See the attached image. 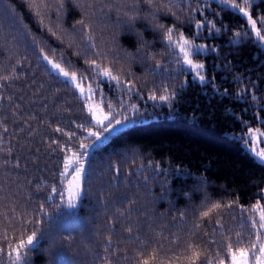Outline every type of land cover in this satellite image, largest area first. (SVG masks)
I'll return each instance as SVG.
<instances>
[{
	"label": "trees",
	"instance_id": "trees-1",
	"mask_svg": "<svg viewBox=\"0 0 264 264\" xmlns=\"http://www.w3.org/2000/svg\"><path fill=\"white\" fill-rule=\"evenodd\" d=\"M0 3L10 9L8 14L0 7V75L9 74L15 67L20 76L19 80L0 89L5 97L13 98L12 102H0V133L5 137L0 150H11L10 155L0 151V157L9 160L8 166L0 169V244L4 243L5 232L9 237L16 234L13 229L19 225L17 217H24L26 213L28 219L34 215L44 216L37 208L39 203H44L48 216L44 217L37 250L30 253L33 264H100L97 257L103 254L109 235L115 247L126 249L129 259H122L121 264H136L131 257L142 250L141 242L146 245L149 237H155L157 264L161 261L167 264L165 254L167 257L178 255L180 259H174L173 264H184V257L190 254L185 251L186 243L197 240L199 250L218 249L227 260L226 249L220 241L227 235L234 242L236 232L248 235L251 231L246 220L241 222L238 208L224 210L221 228L214 219L212 223L209 218L194 219L195 214L188 210L187 201L182 197L169 195V199L176 202L174 206L159 197L165 180L178 191L182 186L186 190L192 188L203 176L211 202L236 200L247 207L245 216L251 214V205L257 200L264 205V163L248 146L238 142V137L244 136L249 127L264 131V45L254 36H242V46L230 43L235 31H251L246 18L237 10L220 4L219 0H173L175 6L170 7L180 17L177 21L166 12L159 13V23L171 26L175 22L188 39L216 46L218 51H206L194 57L205 63L207 83L214 77L215 87L193 79L182 63L183 55L167 44L162 33L154 36L151 31L140 29L151 44L146 51L154 55L155 60L141 61L136 56L125 65V73H130L136 91L112 92L106 81L103 89L114 101L117 96H123L125 110L131 111L134 105L138 114H131V122L121 130V135L110 138L100 151L93 152L88 171L90 188L78 207L69 210L58 197L45 199L54 183L61 187L56 173L63 155L48 145L53 139L67 141L66 136L52 130L57 125L79 135L80 130L73 121L80 123L86 112L77 91L62 78L49 73L46 63L38 56L33 38L53 59L63 54L71 60L72 65H64L69 71L85 72L87 66L82 63V57L73 55L83 47L82 44L77 47L80 37L73 29L74 22L81 17L70 10L58 20L55 11H51L40 24L26 7V0H0ZM250 3L249 11L258 20L257 14L264 15V0H250ZM140 7L144 14L148 13L145 5ZM213 9L218 15L213 14ZM204 17L216 23L221 31L213 29L209 33L200 29L197 35L195 22ZM221 19L229 31L221 27ZM115 21L114 15L111 19L98 16L97 44L106 48L112 44L115 32L116 45L135 55L136 38L126 35L123 29L117 31ZM49 29L61 39H56ZM102 36L105 39L102 40ZM178 38L174 34V39ZM50 50H55L56 55ZM111 56L109 53V58ZM16 60H20L22 66L17 65ZM157 63L162 67L156 68ZM118 67L114 66V72ZM164 87L174 89L176 99L168 103L148 99L152 91L162 94ZM119 107L117 105V109ZM31 116L35 119H30ZM4 127L8 132H3ZM22 127L24 130L20 131ZM29 132L34 134L29 135ZM14 157L20 160L19 169L13 168ZM116 166L118 176L114 173ZM178 168L193 173L186 178V184L176 178ZM97 173L102 174L103 179L98 178ZM37 184L42 191L35 190ZM129 198L135 201L132 207L138 211L125 213L121 218L118 210H123ZM192 199L193 204L200 207V197L194 195ZM13 208L15 213L11 211ZM181 211L184 220L179 218ZM194 224L200 225L195 237L188 235ZM128 227L132 228L131 235L140 237L139 240L128 239L130 234L125 231ZM65 236L71 237L70 242ZM209 239L217 243L205 244ZM0 264H11L6 254L0 256Z\"/></svg>",
	"mask_w": 264,
	"mask_h": 264
},
{
	"label": "snow or ice",
	"instance_id": "snow-or-ice-1",
	"mask_svg": "<svg viewBox=\"0 0 264 264\" xmlns=\"http://www.w3.org/2000/svg\"><path fill=\"white\" fill-rule=\"evenodd\" d=\"M219 3L237 10L241 13L247 21V26L251 30L241 32L235 31L230 40V43L243 44L242 36L255 37V40L260 44H264V15H258V20L253 18L249 8L252 6L250 0H219ZM141 4L145 5L148 9V13L144 14L141 9ZM173 0H26V7L33 13L40 24H43L44 18L51 11H55L57 19L60 20L62 15H66L70 10L77 12L80 15V19L76 20L73 24V29L80 37V44H77L79 48L82 44L83 47L80 51L74 52L76 57H82V63L87 66L85 72L78 73L77 71H69L64 65H72L71 60L66 59L63 54L59 55L57 59H53L44 48L35 44V38H33V45L38 48L39 58L46 63L47 70L50 74L54 73L58 79L62 78L64 83H67L70 87L75 89L78 93V98L83 102L81 107L85 110L86 116L80 122L73 124L76 129L80 130L79 135L75 131H65L64 128L57 125L54 132L67 137V141L53 139L48 145L50 149L56 151L57 149L63 153L60 157V165L57 168V175L59 177L58 183L61 187H57L54 183L50 192L45 199L51 200L53 197H58L59 202L63 204L67 209H75L78 207L81 199L87 194L90 185L88 184V171L90 168V158L95 151H100L105 142L110 138H115L121 135V130L131 122L130 116L132 113H137L136 106L131 107V111L125 110V100L123 96H117L115 103L119 104V109L113 107L114 101L105 92L104 84L107 82L108 88L112 92L122 91L127 89L129 91H136L135 82L130 78V73H125V65L136 56L140 57L141 61L152 59L155 60V56L146 51L151 47L148 40L141 28L146 31H151L155 36L158 32L162 33L163 39L167 44L183 55L182 63L186 67L187 71L192 73L193 79L199 80L206 86L215 87V78H211V83H207L208 77L205 69L206 65L194 59L195 56L203 55L206 51H218L216 46L209 45L207 43H195L194 40L188 39L183 32H181L176 23L173 22L171 26H166L163 23H159V13L166 12L169 16L174 18V21L180 19L176 12L172 11ZM0 7L3 8L5 13L10 14V9L0 3ZM209 8L211 5L208 6ZM198 9H193L196 11ZM213 14L215 13L213 9ZM116 17L115 28L117 31L124 30L126 35L134 36L138 42L135 55L133 53L126 52L116 45L115 37L116 33H113V42L108 44L106 48H101L96 42L97 35V18L103 17L105 19H111V16ZM221 27L226 31H229L228 27L223 24L221 19ZM259 23V26H258ZM139 24V28L137 25ZM210 25V26H209ZM107 27V25H105ZM197 30L196 34H199L200 29H204L209 33L220 32L221 28L217 27L216 23L208 21L207 17H204L195 22L194 25ZM51 34L60 40L61 37L56 35L55 31L49 29ZM174 34L178 36V39H174ZM215 38V36L213 37ZM101 39H105L103 36ZM75 43V41H73ZM72 47V43L68 45ZM53 56L56 55L55 50H50ZM109 53H112L109 58ZM10 58V57H9ZM59 61V62H58ZM17 65H21L20 60H16ZM119 65L114 72V66ZM74 66V65H73ZM156 68H161L162 65L155 64ZM20 76L16 73L15 67H13L9 74L0 75V89L10 85L11 82L19 80ZM96 87H93V85ZM162 94L157 95L155 91H152L148 95V99L152 101H160L168 103L171 100L176 99L177 93L174 89L167 87L162 88ZM225 92L227 90L225 89ZM12 96L5 97L0 92V102L8 100L12 102ZM104 105L107 106V111L104 109ZM15 107L18 109L20 105L17 103ZM15 115V113H13ZM138 114V113H137ZM30 119H35V116H31ZM47 123V121L45 122ZM241 123H246L241 121ZM31 127V125H28ZM51 127V125H49ZM23 127L20 131H23ZM3 132H8V128L4 127ZM34 133L29 132V135ZM255 138V140H253ZM264 138V131L259 128L249 127L244 136L238 137V142H242L245 146L252 145L250 151L264 162V148L256 150V141ZM88 140V143L84 141ZM5 141V137L0 133V143ZM53 145L56 147L53 148ZM6 154H11L10 149H2ZM9 164L7 158L0 157V169L6 168ZM21 167L18 157L13 159V168L19 169ZM141 168L144 165L140 166ZM157 168L159 165L157 164ZM116 176L119 175V167L114 168ZM193 173L188 171H182L180 168L176 170V178L181 180L183 184H186V178L191 177ZM98 178L103 179L102 174L97 173ZM147 177L144 180L147 181ZM67 181V184H65ZM163 191L160 194L159 199L167 201L170 205L174 206L175 201L169 199V195H177L187 201L186 207L189 211L195 214L194 219L209 218V223L214 222L217 226L223 227L221 224L222 213L225 209L238 208L242 214L241 222L250 225V233L244 235L240 232H236L235 239L225 235L224 240L220 241L223 245V249H226L227 260L220 255V250L209 249L206 252H202L200 249L199 240L189 241L186 243L185 251L190 253L184 257V264H264V205L260 200H257L251 205V214L245 216L248 209L244 204H239L238 201H226V202H211V196L207 191L206 177L200 179L192 188L185 189L183 186L177 191L172 189L169 185V181L165 180L161 185ZM36 191H42L39 185L35 186ZM200 197V207L193 204V196ZM134 200L128 199L127 203L123 206V210H118V215L124 218L125 213L131 214L132 211H138L134 209L132 205ZM58 207V205H57ZM37 208L40 212H43L44 216H32L31 219L27 218V213L24 217H17L19 225L13 229L16 233L11 237L5 232L3 236L4 243L0 244V256L6 254L11 264H33V259L30 253L37 250V245L40 243V239L43 235L44 217L48 216V211L44 203H39ZM202 208L203 210H200ZM13 213L16 209H11ZM180 220H184V212L179 214ZM187 223V221H184ZM199 224H194L192 230L188 235L195 237L197 235L196 228ZM130 235L128 239H140L138 236L131 235L132 228L125 229ZM215 231V229H214ZM207 235V231L203 233ZM66 241L71 240L70 236H65ZM176 242V238H174ZM205 244L217 243L214 239L204 241ZM155 244V237H149L147 244L141 242V248L138 254H135L131 259L136 261V264H157L159 258L158 250L153 245ZM235 244V246H234ZM109 247L112 251L109 252ZM120 253H125L121 256ZM214 253V255H213ZM143 257V258H142ZM97 259L100 264H121V260H127L129 257L126 255V249H120L114 246L112 237L109 235L106 237V244L103 248V254L98 255ZM167 264H173V260L180 259V257H167L165 254ZM160 264H164L161 261Z\"/></svg>",
	"mask_w": 264,
	"mask_h": 264
},
{
	"label": "rangeland",
	"instance_id": "rangeland-1",
	"mask_svg": "<svg viewBox=\"0 0 264 264\" xmlns=\"http://www.w3.org/2000/svg\"><path fill=\"white\" fill-rule=\"evenodd\" d=\"M262 45H264V44H262ZM114 101V100H113ZM114 106L117 108V105H119V104H117V103H115V101H114ZM104 107V109H105V111H107L108 109H107V106L106 105H104L103 106ZM128 125V124H127ZM126 125V126H127ZM253 140H255V138H253ZM255 146H256V150H259L260 148H264V138H261L259 141H256V144H255ZM248 147H249V149L252 147V145L251 144H249L248 145ZM252 152V151H251ZM253 153V152H252ZM254 154V153H253ZM259 159V158H258ZM260 160V159H259ZM261 161V160H260ZM262 162V161H261ZM264 163V162H263Z\"/></svg>",
	"mask_w": 264,
	"mask_h": 264
}]
</instances>
